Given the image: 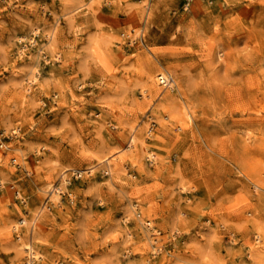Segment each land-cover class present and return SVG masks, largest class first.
Masks as SVG:
<instances>
[{
	"label": "rangeland",
	"instance_id": "rangeland-1",
	"mask_svg": "<svg viewBox=\"0 0 264 264\" xmlns=\"http://www.w3.org/2000/svg\"><path fill=\"white\" fill-rule=\"evenodd\" d=\"M1 144L0 264H264V0H0Z\"/></svg>",
	"mask_w": 264,
	"mask_h": 264
},
{
	"label": "bare ground",
	"instance_id": "bare-ground-1",
	"mask_svg": "<svg viewBox=\"0 0 264 264\" xmlns=\"http://www.w3.org/2000/svg\"><path fill=\"white\" fill-rule=\"evenodd\" d=\"M35 28H36V27H35ZM37 32H38V31H37ZM21 38H22V37H21ZM49 38H50V37H49ZM39 52H40V51H39ZM159 76L164 77L165 74H164V73H160ZM36 78H37V77H36ZM171 86H172V85H171ZM157 93L159 94L160 92L157 91ZM150 130H151V129H150ZM148 132H150V131H148ZM151 132H152V131H151ZM151 132H150V133H151ZM133 137H134V136H133ZM134 140H135V138L132 139L129 148H131L132 146H134V145H133V144H134ZM135 141H136V140H135ZM136 142H137V141H136ZM143 145H145V144H143ZM145 149H146V147H145ZM150 152H151V151H150ZM144 153H145V151H144ZM145 154H146V153H145ZM147 154H148V153H147ZM151 158H152V154H151V157H149V159H151ZM103 162H104L103 164H105V162H107L106 165H109V166H110V161H109L108 159H106V160L103 159ZM100 164H101V161H100ZM98 165H99V164H98ZM95 167H96V166H95ZM109 168H110V167H109ZM111 168H112V166H111ZM82 171H83V170H82ZM108 173H109V172H108ZM77 174H78V173H77ZM78 175H79V174H78ZM82 175H83V174H82ZM62 177H63V176H62ZM63 178H64V177H63ZM65 179H66V178H65ZM62 180H63V179H62ZM65 184H66V183H65ZM62 185H63L62 187H64V182H63ZM59 190H61V188H58V187H55V186H54V188H53L50 192H51V193L58 194V191H59ZM62 190H63V189H62ZM48 192H49V190H48ZM48 194H49V193H48ZM58 195H59V194H58ZM56 196H57V195H56ZM50 198H51V197H50ZM54 200H56V199H54ZM43 206H44V205H43ZM45 208H46V206H45ZM42 209H43V208H42ZM40 212H41V211H40ZM37 213H38V212H37ZM37 213H36V214H37ZM35 216H36V215H35ZM38 217H39V216H38ZM34 218H35V217H34ZM27 220H28V219H25V220H24V222H25L24 224L27 223ZM36 220H37V219H36ZM21 224H22V223H21ZM149 224H150V223H149ZM37 225H38V224H37ZM147 225H148V224H147ZM31 226H32V223H31ZM145 226H146V225H145ZM33 227H34V226H33ZM35 230H36V229H35ZM34 233H35V232H34ZM130 235H131V234H130ZM21 238H22V237H21ZM31 239H32V238H31ZM20 240H21V239H20ZM24 241H25V240H24ZM24 243H25V242H24ZM26 243H29V242L26 241ZM151 244H152V243H151ZM20 246H21V247H18V248H20L19 251L22 250L21 252H25L26 250H30L31 252L33 251L32 246H31V245L29 246V244H28V245H24L25 248L22 247V245H20ZM23 250H25V251H23ZM31 252H30V253H31ZM33 252H35V251H33ZM33 252H32V253H33ZM32 253L30 254V256L32 255ZM37 257H38V256H37ZM39 257H40V256H39ZM259 257H260V256H259ZM33 258H35V257H33ZM40 258H41V257H40ZM36 259H38V258H36ZM28 262H29V261H28ZM30 264H31V263H30Z\"/></svg>",
	"mask_w": 264,
	"mask_h": 264
},
{
	"label": "built area",
	"instance_id": "built-area-1",
	"mask_svg": "<svg viewBox=\"0 0 264 264\" xmlns=\"http://www.w3.org/2000/svg\"><path fill=\"white\" fill-rule=\"evenodd\" d=\"M159 82H160V85H162L163 87L167 88V87H170L173 84V78L168 76V75H165L164 77L159 76ZM0 147L4 148V145L1 144Z\"/></svg>",
	"mask_w": 264,
	"mask_h": 264
}]
</instances>
